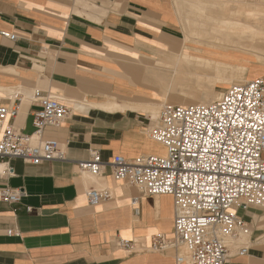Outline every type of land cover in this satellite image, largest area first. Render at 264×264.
Segmentation results:
<instances>
[{
    "label": "crops",
    "instance_id": "1",
    "mask_svg": "<svg viewBox=\"0 0 264 264\" xmlns=\"http://www.w3.org/2000/svg\"><path fill=\"white\" fill-rule=\"evenodd\" d=\"M240 1L0 0V106H19L18 116L6 123L32 135L35 99L41 97L71 111L42 136L57 142L66 162L36 166L17 159L0 165V192L24 193L18 204L0 200V264H177L180 250L141 249L158 235L173 237V198L142 196L114 180L109 167L95 178L77 163L93 150L106 163L115 156L164 155L148 132L163 106L191 101L192 91L173 87L172 71L184 58L246 66V81L264 79L256 57L186 41L202 16L239 20ZM169 62L174 67L168 72ZM227 88L216 85L214 91ZM98 189L109 190L111 200L89 206L86 192ZM237 214L249 231L231 240L227 264H264V208ZM120 240L135 242V248L119 247ZM242 248L247 254L239 255Z\"/></svg>",
    "mask_w": 264,
    "mask_h": 264
},
{
    "label": "built area",
    "instance_id": "2",
    "mask_svg": "<svg viewBox=\"0 0 264 264\" xmlns=\"http://www.w3.org/2000/svg\"><path fill=\"white\" fill-rule=\"evenodd\" d=\"M1 35L15 41V36ZM220 95L207 105L163 106L148 133L164 147V155L135 160L115 156L106 163L93 150L87 161L77 163L80 172L95 178L109 167L114 180L126 182L142 196L173 198V237L158 235L141 249L180 250L177 264H227L229 243L249 231L237 210L264 208V79L231 85ZM35 102L39 110L32 135L6 123L18 116V105L0 106V165L17 159L36 166L67 161L57 142L43 141L42 136L46 127H59L69 118L70 109L51 97ZM23 197L19 190L0 192V200L8 204H18ZM86 197L89 206H98L110 201L111 193L90 190ZM118 245L135 248V242L126 240ZM247 251L242 248L239 255Z\"/></svg>",
    "mask_w": 264,
    "mask_h": 264
},
{
    "label": "bare ground",
    "instance_id": "3",
    "mask_svg": "<svg viewBox=\"0 0 264 264\" xmlns=\"http://www.w3.org/2000/svg\"><path fill=\"white\" fill-rule=\"evenodd\" d=\"M237 8L239 9L240 19L235 21L232 19L216 21L202 16L197 22L193 23L192 30L187 34L186 41L194 40L210 45H223L224 47L241 50L248 56L256 57L258 62L264 66V4L259 1L251 4L240 1ZM243 12H246V18L241 20ZM198 30L201 31L198 32ZM162 61H160V64ZM183 62L184 65H178V71H172V73L177 81L186 80L189 85L181 83L177 86L183 87L177 89L183 94L186 91H192L197 98L183 104L172 105H207L218 100L221 96L214 91L216 85L229 87L246 81V66L214 63L196 56L194 58H184ZM163 63L167 62L163 61ZM169 63L168 72L170 68L174 67V65H171L172 62ZM179 67L182 69L179 70ZM186 68L187 70H185ZM191 69L194 71H191ZM194 81L195 83L191 84Z\"/></svg>",
    "mask_w": 264,
    "mask_h": 264
},
{
    "label": "rangeland",
    "instance_id": "4",
    "mask_svg": "<svg viewBox=\"0 0 264 264\" xmlns=\"http://www.w3.org/2000/svg\"><path fill=\"white\" fill-rule=\"evenodd\" d=\"M242 2H244V3H246V2H256V1H259V2H261V3H263L264 4V0H241ZM245 14H246V12H243L242 14H241V20H244L245 18H246V16H245ZM175 83H177V84H181V83H185V82H187L186 80L185 81H176V80H173ZM173 82V83H174ZM174 83V88L176 89V91L179 89V88H181V87H183V86H177L176 84ZM195 83V81L192 83V84H194ZM178 88V89H177ZM179 91V90H178ZM187 97L188 98H190L191 99V101H193L194 99H196L197 97H196V95H191V96H189V95H187ZM213 100V99H212ZM158 152L160 153V154H164V152H165V149H163L162 147H159L158 148Z\"/></svg>",
    "mask_w": 264,
    "mask_h": 264
}]
</instances>
